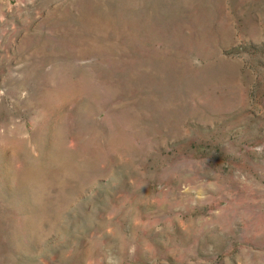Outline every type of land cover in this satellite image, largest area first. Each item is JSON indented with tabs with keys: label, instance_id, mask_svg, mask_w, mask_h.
<instances>
[{
	"label": "rangeland",
	"instance_id": "rangeland-1",
	"mask_svg": "<svg viewBox=\"0 0 264 264\" xmlns=\"http://www.w3.org/2000/svg\"><path fill=\"white\" fill-rule=\"evenodd\" d=\"M0 264H264V0H0Z\"/></svg>",
	"mask_w": 264,
	"mask_h": 264
}]
</instances>
